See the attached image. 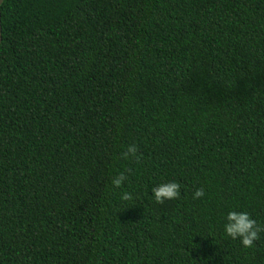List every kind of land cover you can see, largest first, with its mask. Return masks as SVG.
<instances>
[{
  "label": "trees",
  "instance_id": "1",
  "mask_svg": "<svg viewBox=\"0 0 264 264\" xmlns=\"http://www.w3.org/2000/svg\"><path fill=\"white\" fill-rule=\"evenodd\" d=\"M1 21L0 264H264V232H224L264 226V0H4Z\"/></svg>",
  "mask_w": 264,
  "mask_h": 264
},
{
  "label": "clouds",
  "instance_id": "2",
  "mask_svg": "<svg viewBox=\"0 0 264 264\" xmlns=\"http://www.w3.org/2000/svg\"><path fill=\"white\" fill-rule=\"evenodd\" d=\"M138 147L135 144L126 147V150L121 153V158L128 160L130 158L139 161ZM127 180L125 173L121 172L115 176L111 184L114 188L119 189ZM181 185L175 181L162 183L152 189L154 201L157 204H163L165 201L176 200L180 198ZM204 196V190L199 188L193 194V199H199ZM120 199L122 201H130L133 199L132 194L124 191ZM226 224L224 232L227 237L233 240L239 239L242 246L251 248L254 242L260 239V233L264 232V226H260L251 218L247 212L230 211L226 216Z\"/></svg>",
  "mask_w": 264,
  "mask_h": 264
},
{
  "label": "water",
  "instance_id": "3",
  "mask_svg": "<svg viewBox=\"0 0 264 264\" xmlns=\"http://www.w3.org/2000/svg\"><path fill=\"white\" fill-rule=\"evenodd\" d=\"M4 0H0V45L3 40V33H2V21H1V6L3 5Z\"/></svg>",
  "mask_w": 264,
  "mask_h": 264
}]
</instances>
